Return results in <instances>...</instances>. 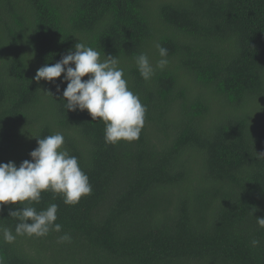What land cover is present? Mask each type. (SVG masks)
I'll return each instance as SVG.
<instances>
[{"label":"trees","instance_id":"1","mask_svg":"<svg viewBox=\"0 0 264 264\" xmlns=\"http://www.w3.org/2000/svg\"><path fill=\"white\" fill-rule=\"evenodd\" d=\"M77 42L118 59L147 109L138 139L106 143L102 121L66 110L63 74L33 79ZM58 132L91 194L24 202L56 204L61 231L0 232L2 264H264V0H0V163ZM20 209L0 206V229L15 235Z\"/></svg>","mask_w":264,"mask_h":264},{"label":"clouds","instance_id":"2","mask_svg":"<svg viewBox=\"0 0 264 264\" xmlns=\"http://www.w3.org/2000/svg\"><path fill=\"white\" fill-rule=\"evenodd\" d=\"M156 47L161 57L156 67L162 70L168 64V50L159 44ZM135 62L141 77L150 80L154 68L147 54L138 55ZM118 64L116 56L104 55L101 60L99 51L77 42L74 51L69 50L58 62L37 69L33 79L36 82H55L63 74L60 83L67 82L62 92L67 111H87L94 121H102L106 143L134 141L139 138L147 109L139 96L129 90L123 78L124 70ZM85 76L88 78L82 79ZM57 92H60L59 85ZM46 94L51 96L50 93ZM63 144L64 136L61 133L48 135L37 139V147L29 154L30 160H24L18 167L11 161L0 163V206L21 205L20 210L9 213L10 217L19 220L15 235L8 228L0 229L5 242L12 243L16 236L25 234L42 237L50 230L61 231L62 226L54 223L58 211L56 204L37 212L24 202L39 203L41 193L48 190L61 194L66 205L75 204L82 196L91 194L88 176L81 170L77 157L69 155L62 148ZM256 155L264 159V152ZM255 220L260 227H264V218ZM70 241L71 236L67 233L58 240ZM251 244L256 247L259 241L254 239Z\"/></svg>","mask_w":264,"mask_h":264}]
</instances>
